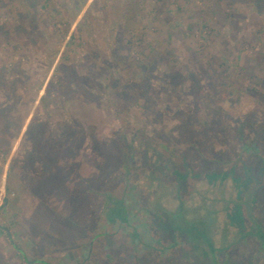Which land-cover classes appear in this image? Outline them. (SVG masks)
Returning a JSON list of instances; mask_svg holds the SVG:
<instances>
[{"label": "rangeland", "instance_id": "374dc122", "mask_svg": "<svg viewBox=\"0 0 264 264\" xmlns=\"http://www.w3.org/2000/svg\"><path fill=\"white\" fill-rule=\"evenodd\" d=\"M2 189L0 264H264V0H0Z\"/></svg>", "mask_w": 264, "mask_h": 264}, {"label": "crops", "instance_id": "0c3cea01", "mask_svg": "<svg viewBox=\"0 0 264 264\" xmlns=\"http://www.w3.org/2000/svg\"><path fill=\"white\" fill-rule=\"evenodd\" d=\"M44 93H40L38 98L35 99V101L33 103H35V107L37 108V105L41 99V97L43 96ZM20 109V107H19ZM19 111V110H18ZM34 112H29L28 114H26L25 118L21 121H18L17 119L14 118V120H12V122H10L11 126H5V127H1L4 128L6 131L9 130V128L7 127H11L10 129H12L11 133L8 132V134H6V138H8L9 144L13 147H15L19 142H23L26 139V134L24 133V131L26 129H29L31 126V119L33 116ZM39 124V123H37ZM40 125V124H39ZM38 125L37 127H35L33 130H38ZM35 134L32 135V137H34ZM14 149V148H13Z\"/></svg>", "mask_w": 264, "mask_h": 264}, {"label": "trees", "instance_id": "16d2710c", "mask_svg": "<svg viewBox=\"0 0 264 264\" xmlns=\"http://www.w3.org/2000/svg\"><path fill=\"white\" fill-rule=\"evenodd\" d=\"M52 98H54L52 92L47 91V92L41 97V99H40V101H39V103H38V105H37L36 110H38V111H41V110H46V111H48V110H49L48 108H50V100H51ZM34 100H35V98H34ZM48 112H49V111H48ZM243 151L247 152V149L245 148V145H244V147H243ZM260 236H261V235H260ZM262 239H263V241H264V238H262Z\"/></svg>", "mask_w": 264, "mask_h": 264}, {"label": "built area", "instance_id": "2783aa9c", "mask_svg": "<svg viewBox=\"0 0 264 264\" xmlns=\"http://www.w3.org/2000/svg\"><path fill=\"white\" fill-rule=\"evenodd\" d=\"M5 200V195H4V189L0 190V201H4Z\"/></svg>", "mask_w": 264, "mask_h": 264}, {"label": "flooded vegetation", "instance_id": "af4514ba", "mask_svg": "<svg viewBox=\"0 0 264 264\" xmlns=\"http://www.w3.org/2000/svg\"><path fill=\"white\" fill-rule=\"evenodd\" d=\"M35 101V100H34Z\"/></svg>", "mask_w": 264, "mask_h": 264}]
</instances>
